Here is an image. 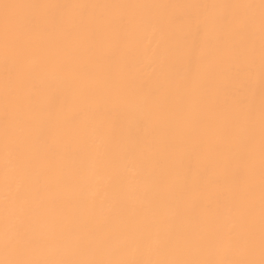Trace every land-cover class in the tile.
<instances>
[{"label": "bare ground", "instance_id": "bare-ground-1", "mask_svg": "<svg viewBox=\"0 0 264 264\" xmlns=\"http://www.w3.org/2000/svg\"><path fill=\"white\" fill-rule=\"evenodd\" d=\"M259 4L0 0V260L264 258Z\"/></svg>", "mask_w": 264, "mask_h": 264}, {"label": "snow or ice", "instance_id": "snow-or-ice-1", "mask_svg": "<svg viewBox=\"0 0 264 264\" xmlns=\"http://www.w3.org/2000/svg\"><path fill=\"white\" fill-rule=\"evenodd\" d=\"M17 7H65L61 5H14V4H4L5 9L4 17V53L5 60L7 59L11 50L12 34H11V24L12 20L7 15V10ZM70 7L88 8L92 7L89 5H72ZM252 7V6H249ZM260 75L262 85H264V0H260ZM44 53H40L43 55ZM25 53L22 48H17L16 56L19 61L23 60ZM23 65H18V75L19 71L22 70ZM10 103L9 96L6 92L5 95V105L6 109ZM22 107L25 109V114L31 118V116L39 111L38 106L32 102L22 100ZM254 130H255V120L254 115L251 110V106L247 108L244 113L243 120H237L229 125L226 129L225 134L233 137L236 140L235 146L237 148L241 145L245 146L251 153V145L254 140ZM9 127L6 123L5 134L8 135ZM246 132V136H242L240 133ZM229 150L233 147L232 144L228 145ZM260 159H261V253L264 257V93L261 96V112H260ZM10 241L5 240V249L10 245ZM157 245L161 243L159 239L154 241ZM0 264H264V258L259 261L253 259H224V260H168V259H117V260H85V259H73V260H53V259H5L0 260Z\"/></svg>", "mask_w": 264, "mask_h": 264}]
</instances>
